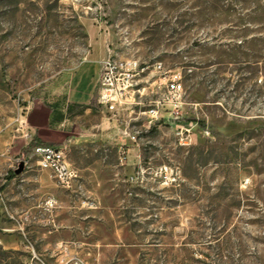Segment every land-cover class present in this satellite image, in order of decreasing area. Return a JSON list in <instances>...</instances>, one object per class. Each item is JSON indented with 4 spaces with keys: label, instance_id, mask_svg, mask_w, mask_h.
Returning <instances> with one entry per match:
<instances>
[{
    "label": "rangeland",
    "instance_id": "1",
    "mask_svg": "<svg viewBox=\"0 0 264 264\" xmlns=\"http://www.w3.org/2000/svg\"><path fill=\"white\" fill-rule=\"evenodd\" d=\"M109 55L140 68L115 117ZM81 66L93 98L70 104ZM175 74L181 118L148 117ZM34 140L65 150L70 189ZM29 243L48 264H264V0H0V264Z\"/></svg>",
    "mask_w": 264,
    "mask_h": 264
},
{
    "label": "built area",
    "instance_id": "2",
    "mask_svg": "<svg viewBox=\"0 0 264 264\" xmlns=\"http://www.w3.org/2000/svg\"><path fill=\"white\" fill-rule=\"evenodd\" d=\"M155 70L161 72L163 69L160 64H157ZM139 72L138 63L131 59L123 60L109 55L102 61L98 79L97 102L113 117L119 114L120 109H128V106H132L135 102V93L139 92L135 88L137 86L135 78ZM164 89L165 91L160 97L152 101L149 109L143 113L150 118L157 119L162 116L163 112L168 111L171 119L177 121L181 118L183 106L180 75H172L165 83ZM125 134L129 136L127 132ZM179 134L183 133L180 132ZM134 139L132 137V140ZM31 156L36 158L38 167L50 169L57 183L63 188L70 189L78 179L76 170L68 163L65 150L61 147H33ZM55 205L56 201L53 198H47L40 207L44 211L50 212ZM57 246L61 247L65 253V246H62V243H57ZM27 249L29 250V259L23 264H48L35 252L30 243ZM54 264H67L65 263V256L57 258Z\"/></svg>",
    "mask_w": 264,
    "mask_h": 264
},
{
    "label": "crops",
    "instance_id": "3",
    "mask_svg": "<svg viewBox=\"0 0 264 264\" xmlns=\"http://www.w3.org/2000/svg\"><path fill=\"white\" fill-rule=\"evenodd\" d=\"M103 60L104 59L102 56H98L95 57L92 60V62L101 64ZM97 79H98L97 74L92 73L88 67L81 66L70 81V85L67 91V98H66L67 102H69L70 104H84V105L88 104L90 100L93 98V93L97 84ZM83 88H85L84 91L80 92V89ZM107 120L110 121L112 120V118H107ZM39 142L43 143L46 146L44 142L42 141ZM76 181H78V179Z\"/></svg>",
    "mask_w": 264,
    "mask_h": 264
},
{
    "label": "trees",
    "instance_id": "4",
    "mask_svg": "<svg viewBox=\"0 0 264 264\" xmlns=\"http://www.w3.org/2000/svg\"><path fill=\"white\" fill-rule=\"evenodd\" d=\"M38 146H40V147L43 146L44 147L45 145L43 143L37 141V140H34L28 145V149H31L33 147H38ZM26 152H27V149H23L22 150L23 154L26 153Z\"/></svg>",
    "mask_w": 264,
    "mask_h": 264
},
{
    "label": "water",
    "instance_id": "5",
    "mask_svg": "<svg viewBox=\"0 0 264 264\" xmlns=\"http://www.w3.org/2000/svg\"><path fill=\"white\" fill-rule=\"evenodd\" d=\"M23 166H24V163H23V162L19 163L18 168L15 170L14 173H15L16 175L22 173V171H23Z\"/></svg>",
    "mask_w": 264,
    "mask_h": 264
}]
</instances>
